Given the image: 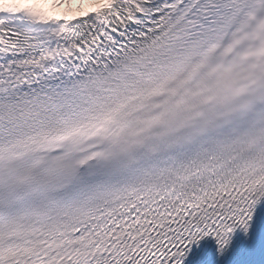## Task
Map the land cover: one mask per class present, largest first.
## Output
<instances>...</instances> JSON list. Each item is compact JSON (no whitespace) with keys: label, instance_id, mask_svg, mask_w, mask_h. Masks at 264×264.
I'll return each instance as SVG.
<instances>
[{"label":"snow or ice","instance_id":"1","mask_svg":"<svg viewBox=\"0 0 264 264\" xmlns=\"http://www.w3.org/2000/svg\"><path fill=\"white\" fill-rule=\"evenodd\" d=\"M0 264H264V0H0Z\"/></svg>","mask_w":264,"mask_h":264}]
</instances>
